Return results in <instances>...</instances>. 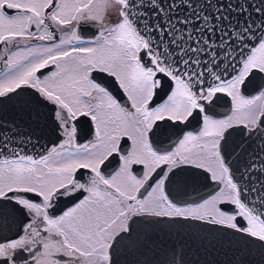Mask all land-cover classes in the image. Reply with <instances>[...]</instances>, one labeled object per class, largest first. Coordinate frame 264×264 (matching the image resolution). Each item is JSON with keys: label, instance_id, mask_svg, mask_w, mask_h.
<instances>
[{"label": "snow or ice", "instance_id": "snow-or-ice-1", "mask_svg": "<svg viewBox=\"0 0 264 264\" xmlns=\"http://www.w3.org/2000/svg\"><path fill=\"white\" fill-rule=\"evenodd\" d=\"M0 264H264V0H0Z\"/></svg>", "mask_w": 264, "mask_h": 264}]
</instances>
